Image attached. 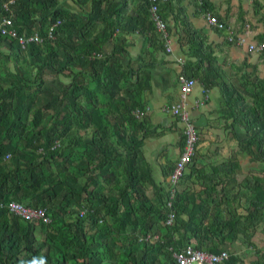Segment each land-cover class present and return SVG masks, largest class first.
I'll use <instances>...</instances> for the list:
<instances>
[{"label":"trees","instance_id":"16d2710c","mask_svg":"<svg viewBox=\"0 0 264 264\" xmlns=\"http://www.w3.org/2000/svg\"><path fill=\"white\" fill-rule=\"evenodd\" d=\"M9 1L0 0V19L11 16L19 35L37 32L44 40L22 50L15 38L0 33L7 50L0 51V201H29L47 217L52 210L53 217L47 223L26 222L0 207V264H178L174 254L186 246L216 255L227 251L222 264H242L233 242L241 235L256 249L250 229L262 225L264 233V176L249 174L239 183L235 156L211 172L193 167L188 172V166L181 180L195 178L202 189L177 190L171 198L156 184L141 151L143 140L153 134L147 120L133 112L145 109L141 83L149 81L144 69L154 62L135 68L126 38L148 35L151 47L156 33H146L153 26L147 0L134 7L131 0H73L79 6L91 2L90 11L76 12L59 7L57 0ZM190 4L195 16L210 12L223 19L210 0ZM252 6L258 13L264 0H253ZM161 14L164 20L171 15L184 34L178 40L180 47H188L182 73L205 92L220 89L229 128L238 125L246 133L245 139H236L240 151L264 163V79L243 77L237 87L226 69L236 75L239 66L219 59L218 46L189 22L185 8L169 0ZM57 20L53 39H46L47 27ZM107 41L113 44L110 53L104 50ZM231 45L224 39L219 47ZM10 62L13 69L3 67ZM47 74L53 79L47 80ZM68 135L76 145L87 138L67 160L62 139ZM82 177L84 183L77 181ZM102 182L109 192L101 189ZM238 187L244 190L235 193ZM243 196H248L245 214L235 207ZM84 200L87 207L67 211L66 206ZM168 201L175 214L172 225L164 224ZM37 228L44 237L40 242ZM154 233L157 240H146ZM256 252L250 264H264V250Z\"/></svg>","mask_w":264,"mask_h":264},{"label":"crops","instance_id":"0c3cea01","mask_svg":"<svg viewBox=\"0 0 264 264\" xmlns=\"http://www.w3.org/2000/svg\"><path fill=\"white\" fill-rule=\"evenodd\" d=\"M57 1L59 7L74 12L82 10L90 11L91 9L90 1L82 6L77 5L73 0ZM210 1L215 5L217 14L224 19L222 21L225 25L231 27L234 32H241L242 27L245 24H249L252 31V39L257 42L264 40V31L260 29V24L256 19L259 17L254 14L253 6H250L247 0ZM138 2V0H131V6L134 7ZM173 5L175 6L174 3ZM180 7L185 8L188 20L194 27L205 31L208 42L213 46H218L216 54L220 60H227L229 64H236L237 66L245 61L249 65H264L260 59V55L263 53H247L244 47L236 45L219 47V44H222L224 41V32H218L213 27H209L203 18V14L195 16V8L190 2L186 5L180 4ZM262 15H264V11ZM238 17H241L240 21H237ZM164 22L166 24V32L167 26L171 29L169 34L167 32V36L171 42L170 51H166L162 35L156 32V37L151 35V47L148 44L149 41H145V38H149L148 35L143 36L138 33H130L127 37L129 38L127 51L132 58L138 57L145 46L151 51V61L154 64L151 68L144 69L150 75V79L143 86L144 90L141 93V99L145 108L142 118L147 120L146 128L153 135L143 140L141 151L150 163L153 179L156 184L168 190L170 175L166 176L165 174L171 173V168L175 166V162L184 144L182 125L169 114V108L179 101L180 94L177 77L183 74L182 65L186 60L188 47H180L178 40L184 34L177 26H174L175 24L173 25L172 16L168 15ZM154 43L158 48L162 46V49L154 50L152 46ZM112 48L113 44L110 41L104 44L106 52L110 53ZM226 72L228 73L227 69ZM64 79L65 82L71 81L68 77ZM222 98L218 87L205 92L204 88L197 81L192 93L185 99L190 121L198 130V141L202 136V139L197 143L195 157L199 161L212 162L211 165L213 167H218L235 156L238 164L242 163V160H247L256 168H264V163L253 161L245 152L240 151L236 139H245L246 133L238 125H235L233 130L229 128L231 120L227 119L222 113ZM152 240H157V236H152ZM233 248L239 256L236 245L233 244Z\"/></svg>","mask_w":264,"mask_h":264},{"label":"built area","instance_id":"2783aa9c","mask_svg":"<svg viewBox=\"0 0 264 264\" xmlns=\"http://www.w3.org/2000/svg\"><path fill=\"white\" fill-rule=\"evenodd\" d=\"M12 1L13 0H10L9 2ZM168 1L169 0H147L151 22L155 30L160 35H162V40L166 47V51H170L171 42L170 38L167 36L166 24L160 15V7L162 4ZM247 3L252 6L253 0H247ZM6 5L7 3L4 4V6ZM203 18L209 27L223 31L225 34L224 39L232 45L244 47L247 53H264V40L257 42L252 39V31L249 24H245L242 27V31L236 33L231 27L226 26L223 21L218 19L210 12H205L203 14ZM59 24L60 20H57L54 24L47 27L46 39H53V28ZM0 33L2 35H8L15 38L22 50H25L26 46L30 43L40 44L44 40V38L41 37L37 32H33L30 35H19L16 29L13 27V19L11 16H6L0 19ZM177 83L180 94L179 101L169 108V114L175 118L179 124L182 125L184 144L182 151L175 162L174 170L169 177L170 186L168 191L170 192L171 198L174 197L177 191V184L180 182L185 170L191 165L193 158L196 155L198 143V130L190 121L185 105V99L192 93L195 85L197 84V80L194 78H189L184 74H180L177 77ZM144 113L145 110L137 109L133 112V115L135 118L141 119ZM4 206L11 214L26 222H49L44 209L34 208L25 203H19L16 201H10L7 204H4L0 201V207ZM167 207L169 208V211L164 224L172 225L175 220V214L170 209V201L167 202ZM84 213L85 209L80 211V215ZM149 239L152 240L149 237L146 238V240ZM174 257L178 264H222L228 259L229 253L226 251H221L216 255L210 254V252L194 249L192 246H186L180 253H175Z\"/></svg>","mask_w":264,"mask_h":264},{"label":"rangeland","instance_id":"374dc122","mask_svg":"<svg viewBox=\"0 0 264 264\" xmlns=\"http://www.w3.org/2000/svg\"><path fill=\"white\" fill-rule=\"evenodd\" d=\"M170 1H172L175 4V6H178V7H180V4L186 5L189 2L190 3L192 2V0H170ZM220 1L223 2L224 0H220ZM225 1H227V0H225ZM263 11H264V8H261V9H259L258 13L254 12V14L259 17L256 19H257L258 23L260 24L259 27H260V29H262V31H264V15H262ZM240 18L241 17H238L237 21H240ZM153 31L158 33L153 26L152 27L150 26L149 30H147L146 33L151 34V33H154ZM126 40H129V38H126ZM145 41L147 42L148 39L145 38ZM217 50H218V48H217ZM0 51H7L5 49V47L2 46V44H0ZM141 52H142L140 54L141 59H137V57H136V58H134V60L132 62L133 66L135 68L138 67L139 65L143 64V62H150L151 61V51L146 46L143 47ZM260 59H261L262 64H264V53L262 55H260ZM127 63H128V59L125 60L126 65H127ZM238 66L240 68V72H238V74H236V75H233V73L229 69H227L229 76L231 77V79L233 78V81L237 87L240 86V83H241L243 77H246L250 80H254L256 77H258L259 79H264V65H260V66H258L256 64L255 65H249L245 61V62H241ZM3 67L13 69L14 64H13V62H10L9 65L7 66V64L4 63ZM142 76L145 79V74L144 75L142 74ZM60 78H62V80H63L65 77L61 76ZM46 79L52 80L53 76L50 74H47ZM134 80H136V79L134 78ZM146 82L147 81L142 80L141 85L144 86L146 84ZM141 119H139V120H141ZM136 134H137L136 137H138V138L141 137L140 132H137ZM70 138H71V135H68V136H64L62 139V142L65 145L64 146L65 148L63 149V153L65 154L64 157L67 160H68V158L66 156H69L70 153H75V151H77V150L81 151L82 145L84 144V142H86L87 137L84 135V137H83L84 140H83L81 145H76L73 142H70ZM201 139H202V136L200 137V140ZM193 159H194L193 163L190 165L188 172H190L192 167L195 169H200V170L205 171V172L211 171V169L213 167V165H211L212 162L199 161L197 159V157H194ZM235 173H236V179L240 183L249 174L250 175H256V176H259V175L264 176V168H256L251 162H249L247 160H242V163H239V164L237 163V170ZM77 181H81L82 183H84L86 181V177L77 178ZM166 186H167V184H166ZM101 189H103L105 192H109L111 190L108 183H105V182H102ZM177 189L179 191L190 190V191H196L197 192V191L201 190L202 187H201L200 182L196 181L195 178H189V179L184 178L177 184ZM239 190H244V189L238 187L235 189L234 192L236 193ZM146 193L150 199L154 200V198H156V196L154 195V193L150 187H148L146 189ZM247 197L248 196H243L240 203L238 204V206H237V204L235 205L238 213H241V214L246 213V208L248 207L247 206V204H248ZM22 203L27 204V203H29V201H22ZM88 204H90V203H88L84 200L81 205L72 203L69 206H66V209H67V211H69L71 209H76V210L79 209L80 210L82 208L87 207ZM47 214H48V217L50 219H52L53 211L47 210ZM73 215H71V216H73ZM250 233L252 234L251 241L256 246V249H258L260 251L264 250V233L262 232V225H258L256 227L250 229ZM154 234L157 235V233H154ZM35 237H36L37 241H39V242L44 239L40 228L36 229ZM233 243H234V245H236V247L238 249L239 257L242 260V264H250L251 260H255L257 258L258 254L256 252V249L250 248L249 245H247V243L245 242L243 236L240 235ZM225 249H229V248H225Z\"/></svg>","mask_w":264,"mask_h":264}]
</instances>
